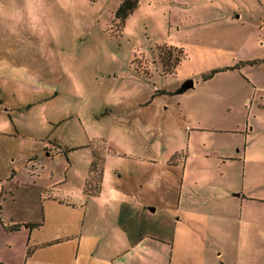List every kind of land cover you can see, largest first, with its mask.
<instances>
[{
    "label": "rangeland",
    "instance_id": "rangeland-1",
    "mask_svg": "<svg viewBox=\"0 0 264 264\" xmlns=\"http://www.w3.org/2000/svg\"><path fill=\"white\" fill-rule=\"evenodd\" d=\"M121 2L0 0V106L25 135H3L23 153L6 210L35 215L36 171L64 174L77 190L94 151L106 157V182L132 196L136 233L164 237L166 264H264V0H140L123 23ZM187 79L195 85L174 92ZM36 148L42 156L27 160ZM183 161L216 195L199 214L218 217L190 255L175 244ZM210 170L242 184L244 209L240 188L230 208L214 193ZM230 215L229 227L220 218ZM20 232L3 233L4 254L20 249Z\"/></svg>",
    "mask_w": 264,
    "mask_h": 264
},
{
    "label": "crops",
    "instance_id": "crops-1",
    "mask_svg": "<svg viewBox=\"0 0 264 264\" xmlns=\"http://www.w3.org/2000/svg\"><path fill=\"white\" fill-rule=\"evenodd\" d=\"M3 135L25 136L11 111L0 106V264H166L159 244V241L164 242V237L151 232L136 233L134 211L130 209L134 203L132 196L122 185L106 182V167L101 189L93 195L85 192L84 180L88 172L77 190L63 185L68 181L64 174L56 175L54 170L49 173L44 170L33 172L34 183L43 179L39 184L40 188L37 186L35 195L27 200L37 206L35 215L33 212V216H21L6 210L7 203L16 202L19 197L15 189L18 185H9L6 179L18 176L15 160L22 157L23 153L13 151L7 144L3 145ZM46 144L44 148H47ZM239 150L238 155H233L235 158L242 156L241 148ZM42 154L38 148L30 150L27 160L38 159ZM48 154L53 155V152L47 151ZM217 156L227 158L228 155L221 153ZM187 162L183 161L180 182L176 186L179 216L176 220L175 244L179 243L182 253L190 255L194 254L201 237L208 239L210 223L218 217L208 212L199 214L197 205L200 201L213 200L216 195L201 189L197 184L198 179L188 169ZM32 163L35 167V162ZM210 172L219 176V184L213 185L214 188L219 186V192L214 193L226 198L229 208L234 201L231 198L232 190L241 189L239 194L242 196L244 209L246 193L242 184L234 187L232 182H225V171ZM42 175L46 177L43 178ZM142 204L145 206V203ZM66 215L75 218L67 220ZM220 219L221 223L225 222L229 227L232 225V215L221 216ZM14 223L20 224V227H6ZM16 230L21 231L18 236L20 249L14 255L4 254L11 241L9 238L3 241V233ZM163 250L166 248L163 247ZM218 252L223 255V250Z\"/></svg>",
    "mask_w": 264,
    "mask_h": 264
},
{
    "label": "trees",
    "instance_id": "trees-1",
    "mask_svg": "<svg viewBox=\"0 0 264 264\" xmlns=\"http://www.w3.org/2000/svg\"><path fill=\"white\" fill-rule=\"evenodd\" d=\"M140 0H122L118 10H117V18L120 19V23H123L127 16L138 6ZM185 56V55H184ZM183 57L178 59L176 61L175 66L182 60ZM173 69H168V71H171ZM183 90L176 89L174 92H182ZM160 92H167L165 89H157L155 94ZM2 100L0 99V103ZM72 147L68 146H61V151L66 153L70 151ZM93 156L90 161L89 170H88V176L85 180V192L88 195L97 194L101 189V183L103 179V172H104V160L105 156L100 154L98 152H92ZM100 160V161H99ZM94 183V184H93ZM8 229H17L20 227V224L14 223L11 225H6Z\"/></svg>",
    "mask_w": 264,
    "mask_h": 264
},
{
    "label": "water",
    "instance_id": "water-1",
    "mask_svg": "<svg viewBox=\"0 0 264 264\" xmlns=\"http://www.w3.org/2000/svg\"><path fill=\"white\" fill-rule=\"evenodd\" d=\"M195 85V81L193 79H187L182 86L180 87L181 90H186L190 87H193ZM155 209V207H153Z\"/></svg>",
    "mask_w": 264,
    "mask_h": 264
}]
</instances>
